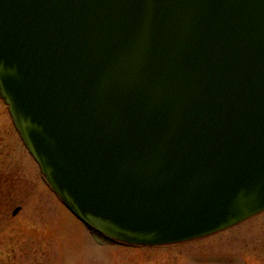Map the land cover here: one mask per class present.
I'll use <instances>...</instances> for the list:
<instances>
[{"label": "water", "instance_id": "water-1", "mask_svg": "<svg viewBox=\"0 0 264 264\" xmlns=\"http://www.w3.org/2000/svg\"><path fill=\"white\" fill-rule=\"evenodd\" d=\"M0 96L108 240L176 244L264 210V0H0Z\"/></svg>", "mask_w": 264, "mask_h": 264}, {"label": "rangeland", "instance_id": "rangeland-1", "mask_svg": "<svg viewBox=\"0 0 264 264\" xmlns=\"http://www.w3.org/2000/svg\"><path fill=\"white\" fill-rule=\"evenodd\" d=\"M0 264H264V210L176 244L100 240L45 184L0 99Z\"/></svg>", "mask_w": 264, "mask_h": 264}]
</instances>
